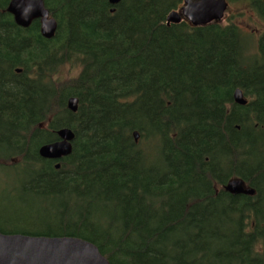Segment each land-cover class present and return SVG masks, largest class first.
I'll return each instance as SVG.
<instances>
[{
	"label": "trees",
	"instance_id": "trees-1",
	"mask_svg": "<svg viewBox=\"0 0 264 264\" xmlns=\"http://www.w3.org/2000/svg\"><path fill=\"white\" fill-rule=\"evenodd\" d=\"M109 1L44 0L46 40L0 0V170L20 176V231L0 233L77 238L110 264H264V34L169 27L183 0ZM61 129L71 155L41 158ZM238 179L255 196L224 190Z\"/></svg>",
	"mask_w": 264,
	"mask_h": 264
},
{
	"label": "water",
	"instance_id": "water-1",
	"mask_svg": "<svg viewBox=\"0 0 264 264\" xmlns=\"http://www.w3.org/2000/svg\"><path fill=\"white\" fill-rule=\"evenodd\" d=\"M112 7H117L122 0H110ZM227 0H184L180 11H174L167 18V25H177L186 21L195 28L205 27L213 23H221L228 13ZM112 13L115 12L113 9ZM7 13L13 17L15 24L22 29H29L35 21L40 22L43 38H55L58 24L51 17L44 0H11ZM20 73V71H18ZM237 105L245 107L248 99L240 89L233 95ZM68 110L77 113L79 100L70 98ZM58 141L40 148L41 158L50 161H61L73 152L75 134L70 129L57 132ZM135 139L138 136L134 134ZM57 164L56 169H60ZM224 190L234 196H255V191L249 189L241 179L231 180ZM0 264H110L99 249L84 240L77 238H44L26 237L21 235H4L0 233Z\"/></svg>",
	"mask_w": 264,
	"mask_h": 264
},
{
	"label": "rangeland",
	"instance_id": "rangeland-1",
	"mask_svg": "<svg viewBox=\"0 0 264 264\" xmlns=\"http://www.w3.org/2000/svg\"><path fill=\"white\" fill-rule=\"evenodd\" d=\"M249 5L248 0H236L231 2L227 11L228 13L221 23L224 25H229L231 23L236 24L243 32L245 31L251 36V41L255 44L262 34H264V17ZM78 75L79 69L77 67L67 66L63 67L60 71L58 79L59 81H70L72 79L74 80ZM15 176L16 178L11 179L6 172L0 170V197L4 196L5 199L11 200L10 206H12V210L0 208V223L3 229L10 233L17 232L20 229V214L18 216L17 213V205L20 212V181H18L20 180V176H17V174H15ZM12 200H15V202ZM3 212H5V215L1 214Z\"/></svg>",
	"mask_w": 264,
	"mask_h": 264
},
{
	"label": "flooded vegetation",
	"instance_id": "flooded-vegetation-1",
	"mask_svg": "<svg viewBox=\"0 0 264 264\" xmlns=\"http://www.w3.org/2000/svg\"><path fill=\"white\" fill-rule=\"evenodd\" d=\"M183 3H184V1H183ZM228 5H229V7H230V3H229V2H228ZM183 6H184V4H183ZM183 6H182V7H183ZM182 7H181V8H182ZM229 7H228V8H229ZM181 8H180V9H181ZM178 11H180V10H178Z\"/></svg>",
	"mask_w": 264,
	"mask_h": 264
}]
</instances>
